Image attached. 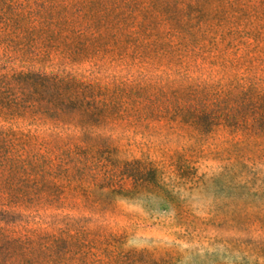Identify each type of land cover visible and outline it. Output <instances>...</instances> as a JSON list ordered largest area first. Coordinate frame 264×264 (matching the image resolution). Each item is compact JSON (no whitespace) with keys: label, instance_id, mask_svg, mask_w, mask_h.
Returning <instances> with one entry per match:
<instances>
[{"label":"trees","instance_id":"1","mask_svg":"<svg viewBox=\"0 0 264 264\" xmlns=\"http://www.w3.org/2000/svg\"><path fill=\"white\" fill-rule=\"evenodd\" d=\"M150 53L173 55L180 80L221 75L236 126L264 130V0H0V264H264V224L164 245L115 228L82 196L145 184L131 164L24 124L45 100L79 112L88 130L190 109L203 116L190 91L178 100L165 91ZM53 58L83 68L85 83L36 69ZM21 84L33 91L26 105L8 96ZM218 169L232 196L264 198V162L246 175Z\"/></svg>","mask_w":264,"mask_h":264},{"label":"rangeland","instance_id":"2","mask_svg":"<svg viewBox=\"0 0 264 264\" xmlns=\"http://www.w3.org/2000/svg\"><path fill=\"white\" fill-rule=\"evenodd\" d=\"M165 91L178 100L183 90L206 104L203 116L184 110L175 117L117 120L118 127L103 123L90 130L80 113L47 100L35 104L31 124L57 137L63 146L73 141L110 153L116 165L130 163L145 181L134 188L123 185L89 187L82 205L106 214L112 225L142 238L148 245L181 243L204 232L222 237L232 231L264 224V198L242 199L231 195L228 172L246 175L264 162V130L249 136L236 126L237 117L224 103L226 80L221 76L177 77L181 66L171 54L162 59L149 54ZM45 73L77 78L85 83L86 71L63 58L35 65ZM47 86V82H45ZM92 87L95 84L92 83ZM78 90V85L72 86ZM50 93L48 87L45 88ZM32 88H8V96L27 101ZM183 106V105H181ZM116 117V115H114Z\"/></svg>","mask_w":264,"mask_h":264}]
</instances>
